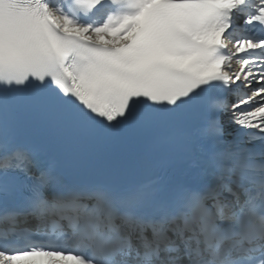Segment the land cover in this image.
<instances>
[{
  "label": "snow or ice",
  "instance_id": "6c2138e0",
  "mask_svg": "<svg viewBox=\"0 0 264 264\" xmlns=\"http://www.w3.org/2000/svg\"><path fill=\"white\" fill-rule=\"evenodd\" d=\"M0 264H264V0H0Z\"/></svg>",
  "mask_w": 264,
  "mask_h": 264
}]
</instances>
